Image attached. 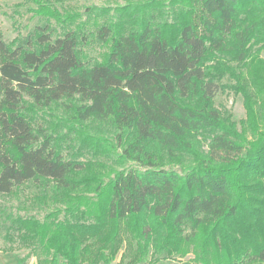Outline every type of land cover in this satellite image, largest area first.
Segmentation results:
<instances>
[{"label":"trees","instance_id":"obj_1","mask_svg":"<svg viewBox=\"0 0 264 264\" xmlns=\"http://www.w3.org/2000/svg\"><path fill=\"white\" fill-rule=\"evenodd\" d=\"M141 1L81 20L23 0L33 28L0 33V254L264 264V0ZM225 92L244 119L216 106ZM84 130L113 156L78 160L106 155Z\"/></svg>","mask_w":264,"mask_h":264},{"label":"rangeland","instance_id":"obj_2","mask_svg":"<svg viewBox=\"0 0 264 264\" xmlns=\"http://www.w3.org/2000/svg\"><path fill=\"white\" fill-rule=\"evenodd\" d=\"M129 1H132L134 3L142 2L141 0H55V3L60 9L67 8L69 11L79 12L82 15L81 20H85L87 12L86 8L88 7L114 8L116 6H125ZM32 8V5H23V0H0V33H2L7 41L15 39L20 34L27 35L28 32L33 28L37 17H35L30 11ZM52 27L55 28L56 33L59 35L64 32V30L54 22H52ZM85 51L88 59L93 62L101 60L102 54L107 52L108 50L105 46L101 45L98 42H95L93 43V45L86 47ZM262 56L264 58V52ZM216 106L223 111L230 112L233 115L235 121H239L245 118V110L243 107L242 98L240 96L234 95L231 92L219 93L216 98ZM43 117L45 119H50V116H48L47 114L42 116V118ZM84 131L86 132L90 141L100 139V143H103L102 138L105 139L103 145H100L98 148L90 147V149L92 150V153H99L102 150V147H107V149L105 150L106 155L103 156L101 152L100 156L98 157L81 156L78 157V160H97L101 157V159L104 161L113 156L114 150H112L111 147L114 145L116 140L114 139V137H112V135L98 134L95 131L93 133L91 130ZM60 132L66 134L68 130L66 128H62ZM70 143L67 142L65 146L69 145ZM70 151L72 152L73 150L70 149ZM130 165L132 164L130 163ZM177 170L179 169L177 168ZM25 254L26 252L20 251L17 253L6 255L4 256V258L6 259L5 261L7 262V264H20L19 259ZM122 254L123 252L119 254L117 260L112 264H126L121 261ZM191 258L192 256L190 255L185 259L161 261L157 264H183L190 261ZM27 264H37V261L36 259H31ZM190 264L195 263L190 262Z\"/></svg>","mask_w":264,"mask_h":264},{"label":"crops","instance_id":"obj_3","mask_svg":"<svg viewBox=\"0 0 264 264\" xmlns=\"http://www.w3.org/2000/svg\"><path fill=\"white\" fill-rule=\"evenodd\" d=\"M6 255H9V254H6ZM6 255L0 254V264H7V262L5 261L6 259L4 258V256H6Z\"/></svg>","mask_w":264,"mask_h":264}]
</instances>
